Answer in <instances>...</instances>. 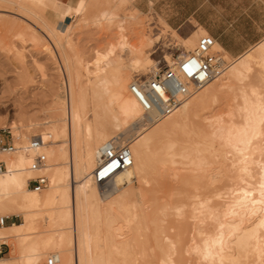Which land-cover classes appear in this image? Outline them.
Listing matches in <instances>:
<instances>
[{"label":"bare ground","instance_id":"obj_1","mask_svg":"<svg viewBox=\"0 0 264 264\" xmlns=\"http://www.w3.org/2000/svg\"><path fill=\"white\" fill-rule=\"evenodd\" d=\"M0 1L7 4L0 12L12 13L34 28L29 31L25 25L27 30H20L19 37L24 40L28 35L31 42L41 43L62 80L59 91L53 87L51 92L57 110L53 123H42L44 128L39 132L41 123L29 120L15 124V150L1 155L7 169L0 173V218L21 217L23 221L0 227V238L11 247L0 264H39L51 255L57 257L58 264H147V257L158 255L161 264H175V241L163 229L161 216L178 215L185 208L196 221L193 236L190 233L195 242L192 250L204 260L244 264L250 254H258L260 264H264V40L234 59L222 77L188 98L174 114L158 120L154 111L145 113L139 99L128 93L135 79L129 83L126 69L152 64V72L160 69L150 54L162 32L151 37L142 31L134 43L124 33L118 39L124 54L118 52V43L109 42L103 51L96 50L92 65H85L74 52L73 28L67 24L63 31L61 25L68 13L80 14V0ZM45 13L54 14L56 21L49 22ZM109 14L105 18L116 20ZM216 48L222 49L218 44ZM125 56L129 57L128 65L122 62ZM169 59V63L174 62ZM108 85L113 87L117 112L131 119L128 125L123 122L116 136L88 117L90 104L94 112L103 104L116 114L111 103L98 100V92ZM223 95L236 101L227 112L228 118L208 117L201 129L189 131L190 112L202 113ZM122 116L114 119L123 120ZM34 138H41L43 144L33 147ZM109 144L128 145L134 162L117 174L113 188L104 191L94 174L102 149ZM41 153L49 157L48 164L44 169H33ZM221 173L224 177L230 173L228 181L231 179L230 187L222 190L217 184ZM40 175L49 178L47 190L29 186L30 180ZM153 175L174 180L178 188L191 187L194 194H188V204L149 199L145 186L153 183ZM129 194L138 199L130 201ZM223 196L228 198L221 210L214 199ZM114 210L121 215L106 214ZM103 219L105 224L100 225ZM157 223L150 232V224ZM151 236L155 245L148 246Z\"/></svg>","mask_w":264,"mask_h":264},{"label":"rangeland","instance_id":"obj_2","mask_svg":"<svg viewBox=\"0 0 264 264\" xmlns=\"http://www.w3.org/2000/svg\"><path fill=\"white\" fill-rule=\"evenodd\" d=\"M71 1L76 3L79 2V0H70V2ZM135 1L136 0H80V14L79 11L78 13L75 12L76 14H74V16L71 13H68V19L61 21V25H63V31H65L67 24H70V27L73 28L71 29L70 38L75 45L74 52H77L80 55L82 63L88 65L87 63L90 62L92 65L95 54L97 53L96 50L99 51L101 49L103 51L105 48H107V44H109V42L119 44L118 39H120V36L124 35V33L128 36L131 43H134L135 41H139V38L142 34L141 32L145 31L151 37H153L154 34L161 32L163 33V36L167 37V40L170 44L161 43L158 45L157 49L153 45V51L150 54L153 62L157 61V67H164L167 64V61H170L169 56L174 61L176 55L189 52V49H192L194 46L196 47L200 37L205 34L201 31H198L195 34L196 38L192 37L188 39H182L168 27V25L158 14L154 12L143 13L138 11L136 9ZM6 5V1H0V7L6 9ZM77 14L78 16L76 17ZM106 14H109V17H113L115 15L116 18H114L116 20L105 18V16H107ZM45 15L47 16L49 22L56 21V16L54 14L45 13ZM130 16L134 19H130ZM122 21H124V27H121L123 26L121 23ZM35 23L36 25L38 24V26H40L38 22ZM25 25L29 26V31L34 30L31 25L23 21L21 18L16 17L14 14L6 11L0 12V130L6 129L11 131L14 140L16 139L14 127L15 124L20 126L29 123V120L36 124L49 122L51 125L53 123L52 117L57 112V110L54 108L51 92L53 87L54 90L59 91L60 81L62 82V80H60L59 72L57 71L56 66L53 64V60L49 59L46 56V51L44 52L42 50V48H44L41 47L42 44L31 42V38L28 35L23 38L24 40L19 37L18 33L20 34L21 31L24 33V30H27ZM36 31L39 36L43 37L38 30ZM177 31L180 35H188L193 31V28L191 25H188L186 29ZM41 39L44 41V43H48L45 38ZM117 48L118 52H120V44L119 46L117 45ZM70 52V54H73L72 51ZM122 53L124 54V52H120V54ZM126 57L127 56L123 57L124 59H122V62L124 61L123 64L128 65L129 57ZM228 57L232 61L236 59L231 56ZM154 66L155 64H152V66L147 68L127 67L126 72L129 74V83L136 79L137 76L145 77L150 74L154 69ZM112 88V86L108 85V87H106L103 91L98 92L97 96H100L101 99H98L100 102L105 101V103H111L110 105L113 106V109H116V114L115 112H110L109 110L107 111L103 104L94 112L90 104L88 117L93 123L100 124V126H96L106 130L112 136H116L122 131V128L124 127L123 122L126 121L124 124L128 125L131 123V119L130 117L122 116L121 112H117L118 109L117 105L115 104V96H113ZM127 91L132 97H134L129 89V86ZM102 92H104V94ZM198 93L189 98V100L198 95ZM235 102L236 101L231 95H223L217 101L209 103V105L202 110V113L190 112L189 131L201 129V127L204 126L203 124L207 122L206 118L208 117L210 118L217 115H224L226 118H228V111L230 108H232V105H234ZM112 113L115 115L118 113V116H114ZM119 116H122L123 120H118L117 118L116 121L114 118ZM118 121L120 125H117L119 124L117 123ZM121 125L122 127H120ZM37 127L39 129L38 132L40 129L44 128L43 124L38 125ZM47 158L49 161L48 156ZM229 162L231 164L232 161L230 160L228 163ZM228 176H230V173ZM228 176L224 177L223 174L219 176V180L217 182L219 189H225L230 185L229 182H231V179L228 181ZM173 181L166 176L153 175V183L145 186V189L150 193L148 198L157 200L159 202L167 201L180 204L184 203L185 205L188 204L187 198L194 194V190H191V187L189 186L178 188ZM135 184L140 186L138 182ZM187 188H190V190ZM47 189L48 188H46V190ZM128 197L130 198V201L138 199L135 194H129ZM227 198L228 197L226 196H223L219 199L215 198L214 205L218 204L219 209L222 210L220 206H222V204L227 201ZM185 209L178 215L175 213L170 215L168 214L169 217L167 214L166 216H161H164L165 220L162 222V224H164V228L160 224L161 228L165 229L167 231L166 234L175 241L174 245L177 248V253L173 256L175 264H207V262L208 264H219L220 261L216 260V258L214 260L215 263L208 259L204 260L200 254L192 250L195 242L191 240L190 233H192L193 236V228L196 221L194 218L192 220L191 213H187V210ZM106 214H113L118 217L121 215V212L119 210H114L108 211ZM146 217L148 220L147 222H149V214L146 215ZM13 221L20 223L23 221V219L21 217H14L11 222ZM99 224H105V219L100 220ZM158 224L159 223H157L155 226L154 224H150V230H148L150 232L154 231ZM41 227L43 228L44 226L41 225ZM148 244V246L155 245L152 236L149 238ZM8 253L9 252H7V254ZM159 257L160 255L155 257H147L145 262L147 264H161ZM2 258H6V255L0 259ZM43 260L45 259L42 258L39 261V264ZM243 261L244 264H260L258 254H250L246 258V262L245 259ZM231 262L232 261H224L223 264H228Z\"/></svg>","mask_w":264,"mask_h":264},{"label":"built area","instance_id":"obj_3","mask_svg":"<svg viewBox=\"0 0 264 264\" xmlns=\"http://www.w3.org/2000/svg\"><path fill=\"white\" fill-rule=\"evenodd\" d=\"M216 40L209 34L200 37L197 47L191 52L179 54L174 62L160 67L157 72H151L145 77L137 76L130 86V91L140 101L145 113L154 111L158 120L174 114L181 105L191 96L198 93L209 83L222 77L231 67L233 61L223 49L216 48ZM43 144L41 138H34L33 147ZM15 150L14 138L11 131L0 130V173L7 169L3 160L4 152ZM116 166L101 176L100 173L113 162ZM133 156L128 145H106L102 149L101 161L95 171L94 179L101 184L103 190L113 188L117 174L133 165ZM48 164L45 154H38L33 169H44ZM29 186L36 190H45L49 186V178L40 175L32 178ZM13 218L1 217L0 227L11 222ZM10 252L9 244L0 238V258ZM40 264H58L55 255L48 256Z\"/></svg>","mask_w":264,"mask_h":264},{"label":"crops","instance_id":"obj_4","mask_svg":"<svg viewBox=\"0 0 264 264\" xmlns=\"http://www.w3.org/2000/svg\"><path fill=\"white\" fill-rule=\"evenodd\" d=\"M135 5L140 12L161 16L182 39L196 38L198 31L211 35L233 58L264 39V0H136ZM188 25L193 31L180 35L177 30ZM161 43H169L166 36L155 41L156 49Z\"/></svg>","mask_w":264,"mask_h":264},{"label":"snow or ice","instance_id":"obj_5","mask_svg":"<svg viewBox=\"0 0 264 264\" xmlns=\"http://www.w3.org/2000/svg\"><path fill=\"white\" fill-rule=\"evenodd\" d=\"M115 166H116V162L114 161L111 165H109L108 168L104 169V171H102V172L100 173V175H101V176L106 175L107 172L111 171V169H112L113 167H115ZM261 196L264 197V184L261 185ZM262 203H264V201H262Z\"/></svg>","mask_w":264,"mask_h":264}]
</instances>
